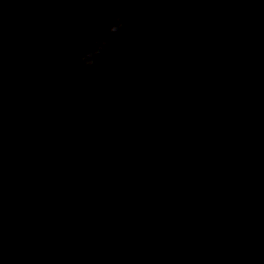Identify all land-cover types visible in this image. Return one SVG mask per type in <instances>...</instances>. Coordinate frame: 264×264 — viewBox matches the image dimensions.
Instances as JSON below:
<instances>
[{"label": "water", "instance_id": "obj_1", "mask_svg": "<svg viewBox=\"0 0 264 264\" xmlns=\"http://www.w3.org/2000/svg\"><path fill=\"white\" fill-rule=\"evenodd\" d=\"M192 3L0 0V264H264V0Z\"/></svg>", "mask_w": 264, "mask_h": 264}, {"label": "clouds", "instance_id": "obj_2", "mask_svg": "<svg viewBox=\"0 0 264 264\" xmlns=\"http://www.w3.org/2000/svg\"><path fill=\"white\" fill-rule=\"evenodd\" d=\"M192 7H193V12L194 13H196V12H199V10H200V5L198 4V3H196V0H193V3H192ZM117 19V21H119V17H117L116 18ZM119 27L120 28H123V25L122 24H120L119 25ZM115 30V29H114ZM215 93H214V91H209V95L211 96V95H214ZM17 223L18 224H22L23 223V217H17Z\"/></svg>", "mask_w": 264, "mask_h": 264}]
</instances>
